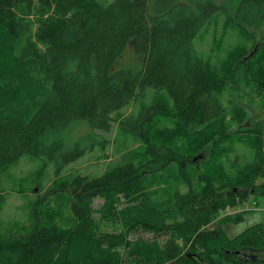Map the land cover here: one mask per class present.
<instances>
[{"label":"trees","instance_id":"16d2710c","mask_svg":"<svg viewBox=\"0 0 264 264\" xmlns=\"http://www.w3.org/2000/svg\"><path fill=\"white\" fill-rule=\"evenodd\" d=\"M231 2L174 0L151 16L150 0H0V264H264L263 225L232 239L209 228L264 197V99L256 124L241 102L243 93L264 96V58L258 48L234 50L218 69L194 45ZM234 21L264 28V0H242ZM130 43L142 70L114 69ZM139 98L154 104L125 130L104 173L62 174L95 142L47 145L45 135L81 121L93 134L110 133L112 116ZM160 118L176 120L174 130ZM170 134L187 153L171 147ZM238 147L251 155L244 165ZM205 148L210 156L194 162ZM44 156L56 188L28 195V226L13 230L2 218L1 180L23 158ZM172 165L175 174L156 176Z\"/></svg>","mask_w":264,"mask_h":264},{"label":"rangeland","instance_id":"374dc122","mask_svg":"<svg viewBox=\"0 0 264 264\" xmlns=\"http://www.w3.org/2000/svg\"><path fill=\"white\" fill-rule=\"evenodd\" d=\"M98 1L103 6H108L114 0ZM241 1L242 0H232L229 11L217 13L214 16L212 22L209 25L205 26L194 40L195 48L205 65H218L217 68L220 69L219 62L230 57L234 50H238L239 52L248 51L249 53H251V51L258 48V56L264 58V50H262L264 49L262 47L264 46V28L255 31L247 24H238L236 21H234V17ZM173 4L174 0H165L162 3L157 0H150L149 13L151 16H155L161 14V12H167V10ZM163 8L166 9L162 11ZM250 60L253 61L252 66L256 64V60L254 58L249 59V61ZM143 65V58L137 53V51H135L134 44L130 43L126 47L124 54L116 63L114 69L133 70L135 72H138L142 70ZM223 94L224 96L222 95V99L227 100V98H229V94ZM255 96H257V94H255ZM257 97L249 96L247 93H243L244 100H241V102L244 101V105L247 106L249 112H251V124H256L261 118L263 119V116L261 117V106L264 96L260 98ZM153 104L154 101L150 99L145 100L139 98L129 107L114 114L112 116L113 128L110 133L95 131V136L90 130L87 122L81 121L72 124L69 128H66L60 132L48 133L43 137V142L47 145L56 141H63L70 144L82 138H87V143L95 142L92 146L91 151H88V153L79 161L67 166L62 174H79L81 176L89 177L98 176L104 173L105 170H107L109 164H111L110 162L115 159L116 148L122 143V140L124 141L125 130L130 127L131 122H134L135 119L139 117L140 112L143 109L149 108ZM128 117H131V121L127 124V127L122 129V123ZM159 122L160 125H167L170 130H174L173 128L177 125L176 120L167 122L164 118H160ZM159 135L160 139H162L163 135L161 133ZM166 140L171 141V147H175L176 149H180L186 152V147L182 142L183 140H179L177 138L174 139L171 134L169 136L167 135ZM102 141H104V144L99 143ZM192 149H196V147H193ZM237 154L239 162L242 165L249 162V157L251 155L248 153L247 149L238 147ZM209 156L210 154L206 153V148L204 150L202 149L196 154L194 160L197 159V161L194 162L198 163L202 158V160H206V158ZM203 163L204 161L202 162V164ZM54 170L55 165L47 156H44L42 158L25 157L18 164L11 167L8 176L2 178L1 181L3 182V184L8 186L4 194L6 204L3 203L4 215H2V218L5 222L12 221L11 223L14 227L13 230L17 228L24 230L28 226V215L27 211H25L27 209V202H30V197L28 198V195L31 196L33 195V193H40L41 195L45 191L56 188V177L52 175ZM177 170L178 166L174 165L168 168V170L160 168L156 176H165L168 172H172L175 174ZM190 171H194V168H191ZM158 184L159 182L158 180H156V185L155 187H153L154 190L158 188ZM259 184H263V181H259ZM179 186V182L177 181V184L173 185L171 189L176 190L177 188H180ZM170 192L171 191L165 193L158 192L160 193L158 194V201H164V199ZM59 203L60 202L58 201H53V211H56V208H59ZM96 203L101 204L102 201L97 200ZM238 214L242 215L239 222L222 223V220L224 219H232L233 221ZM58 215L59 213H57V216ZM256 215L264 217V197L259 195L251 196L249 201L242 206L234 209H228L218 219H216V221L209 228L213 231L219 228L229 238L232 239L250 228L245 227L243 222L246 219ZM258 224L264 226V221Z\"/></svg>","mask_w":264,"mask_h":264},{"label":"clouds","instance_id":"9594fccd","mask_svg":"<svg viewBox=\"0 0 264 264\" xmlns=\"http://www.w3.org/2000/svg\"><path fill=\"white\" fill-rule=\"evenodd\" d=\"M262 221H264V217L256 215L246 219L243 223L245 227H254L256 224L261 223Z\"/></svg>","mask_w":264,"mask_h":264},{"label":"water","instance_id":"95a60500","mask_svg":"<svg viewBox=\"0 0 264 264\" xmlns=\"http://www.w3.org/2000/svg\"><path fill=\"white\" fill-rule=\"evenodd\" d=\"M194 161H197V159H195Z\"/></svg>","mask_w":264,"mask_h":264}]
</instances>
